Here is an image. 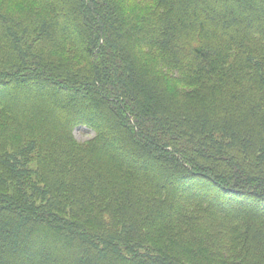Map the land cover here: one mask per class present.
<instances>
[{"label": "trees", "instance_id": "trees-1", "mask_svg": "<svg viewBox=\"0 0 264 264\" xmlns=\"http://www.w3.org/2000/svg\"><path fill=\"white\" fill-rule=\"evenodd\" d=\"M21 1L0 5V264H264V187L199 163L264 144V0Z\"/></svg>", "mask_w": 264, "mask_h": 264}, {"label": "rangeland", "instance_id": "rangeland-1", "mask_svg": "<svg viewBox=\"0 0 264 264\" xmlns=\"http://www.w3.org/2000/svg\"><path fill=\"white\" fill-rule=\"evenodd\" d=\"M0 5L4 10L7 7L6 12L13 15L23 14V10L25 9L21 0H10L9 3H0ZM93 135V131L88 128H79L75 131V137L79 142H85L92 138ZM233 150L234 152L226 151L227 154H229V161L233 160V162H230V165H228V160L222 159H216L218 164L207 160H201L199 163L200 165H204L205 168H208L211 174L228 178H232L234 176V174L231 173L233 172L232 167L241 166V171L244 173L243 177H240V180L244 179L245 181L243 183L250 190H257L259 187H264V144H259V146L257 145L247 154L242 153L238 155V153H236V149L234 148ZM231 153L236 155L235 158H231ZM201 185L206 186V183L202 182Z\"/></svg>", "mask_w": 264, "mask_h": 264}]
</instances>
